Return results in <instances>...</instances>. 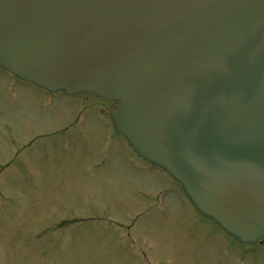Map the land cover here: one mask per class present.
Returning a JSON list of instances; mask_svg holds the SVG:
<instances>
[{
  "label": "water",
  "instance_id": "1",
  "mask_svg": "<svg viewBox=\"0 0 264 264\" xmlns=\"http://www.w3.org/2000/svg\"><path fill=\"white\" fill-rule=\"evenodd\" d=\"M0 65L116 100L201 212L264 236V0H0Z\"/></svg>",
  "mask_w": 264,
  "mask_h": 264
},
{
  "label": "rangeland",
  "instance_id": "2",
  "mask_svg": "<svg viewBox=\"0 0 264 264\" xmlns=\"http://www.w3.org/2000/svg\"><path fill=\"white\" fill-rule=\"evenodd\" d=\"M10 76L0 71V264H264V243L238 242L129 152L115 101L19 81L11 102Z\"/></svg>",
  "mask_w": 264,
  "mask_h": 264
}]
</instances>
